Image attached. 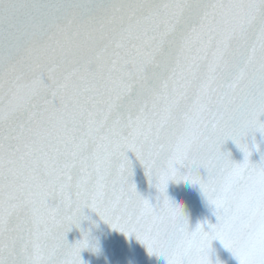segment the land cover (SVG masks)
Listing matches in <instances>:
<instances>
[{
	"label": "snow or ice",
	"instance_id": "6c2138e0",
	"mask_svg": "<svg viewBox=\"0 0 264 264\" xmlns=\"http://www.w3.org/2000/svg\"><path fill=\"white\" fill-rule=\"evenodd\" d=\"M257 133L264 0H0V264H84L89 233L67 236L86 209L167 264H213L217 240L264 264ZM178 180L200 186L217 224L190 229L166 195Z\"/></svg>",
	"mask_w": 264,
	"mask_h": 264
},
{
	"label": "water",
	"instance_id": "95a60500",
	"mask_svg": "<svg viewBox=\"0 0 264 264\" xmlns=\"http://www.w3.org/2000/svg\"><path fill=\"white\" fill-rule=\"evenodd\" d=\"M247 142L252 146V162L260 163L264 157V136L257 133L255 141L249 136ZM255 145L259 146L258 151ZM224 151L231 153V159L234 162L242 163L244 161V153L233 141L229 140L224 145ZM129 158L133 160L134 164L132 182L136 185L137 191L145 199L155 204L160 194L155 188L154 182L149 183L145 169L139 164V161L135 160L134 155L129 153ZM201 175H206L203 169H201ZM166 195L182 207L191 230H195L200 224L207 227L208 224L218 223L216 209L205 197L199 185H194L191 181H170ZM85 215L88 219L82 222L81 228L73 227L67 236L68 243L74 245L83 239V233H89L98 247L99 251H93L89 247L81 252L84 264H167L163 255L151 251L134 236L129 238L125 234L113 230L96 213L86 209ZM212 249L213 264H239L238 259L220 241H214Z\"/></svg>",
	"mask_w": 264,
	"mask_h": 264
},
{
	"label": "clouds",
	"instance_id": "9594fccd",
	"mask_svg": "<svg viewBox=\"0 0 264 264\" xmlns=\"http://www.w3.org/2000/svg\"><path fill=\"white\" fill-rule=\"evenodd\" d=\"M178 205H179V204H178ZM181 210H182V214L185 215V214H184V211H183V209H182V207H181ZM87 219H88V218H87ZM85 220H86V219H85ZM188 224H189V221H188ZM189 227H190V225H189ZM89 242H90V245H91V246H93V247H95V248L97 249L96 251H99L98 247H96L94 241L91 239L90 234H89Z\"/></svg>",
	"mask_w": 264,
	"mask_h": 264
}]
</instances>
